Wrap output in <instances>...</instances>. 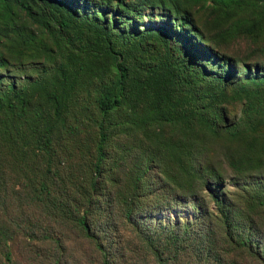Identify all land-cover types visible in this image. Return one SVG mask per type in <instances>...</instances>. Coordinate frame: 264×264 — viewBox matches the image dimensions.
I'll use <instances>...</instances> for the list:
<instances>
[{
  "label": "trees",
  "instance_id": "trees-1",
  "mask_svg": "<svg viewBox=\"0 0 264 264\" xmlns=\"http://www.w3.org/2000/svg\"><path fill=\"white\" fill-rule=\"evenodd\" d=\"M16 1L34 22L46 29L52 26L53 34L71 45L54 74L62 92L98 52L108 55L117 69L108 82L98 83L102 119L95 160L80 189L53 192L50 176H42L41 189L34 184L32 192L43 208L70 220L102 253L103 264H113L114 242L98 231L116 230L118 219L149 237L154 246L149 233H158L176 256L180 245L189 241L191 264H264V73L248 70L247 81L233 84L228 80L230 59L218 55L219 73H207L200 65L182 64L168 39L156 46L148 36L131 52L139 55L135 59L126 55V44L116 42L109 24L83 18L62 0H38L39 9ZM104 1L113 5L115 0ZM260 2L264 8V0ZM7 63L0 58V159L22 136L24 118L35 105L31 92L42 81L17 83ZM62 92H47L55 107H63ZM235 103L241 105V116L232 122L228 107ZM125 105L134 111L144 106L141 116L114 120L115 109ZM157 121L170 125L171 137L158 130ZM50 132L37 141L50 139ZM120 135L130 140L128 146L116 147ZM122 159L136 168L123 185L115 173ZM3 178L0 174V183ZM230 183L238 192L221 195L220 189ZM181 201L193 203L195 221L167 225L165 236L158 228L152 230L148 212ZM98 212L104 221L94 218ZM164 253L162 249L154 258L163 261ZM6 258L14 264L9 251Z\"/></svg>",
  "mask_w": 264,
  "mask_h": 264
},
{
  "label": "rangeland",
  "instance_id": "rangeland-1",
  "mask_svg": "<svg viewBox=\"0 0 264 264\" xmlns=\"http://www.w3.org/2000/svg\"><path fill=\"white\" fill-rule=\"evenodd\" d=\"M21 1L39 9L38 0ZM62 1L83 18L109 24L116 42L126 44V55L135 59L139 55L131 52L139 50L148 36L156 46L168 39L182 64L200 65L207 73H219L218 55L230 59L228 80L233 84L247 81L248 70L264 73V8L260 0H124L122 4L115 0L113 5L104 0ZM159 28H164L165 34L158 33ZM51 29L34 22L16 0H0V58L8 62L17 83L42 80L31 92L35 105L24 118L22 136L12 150L2 151L0 159L4 176L0 183V264H9L7 251L14 264H103L102 253L94 244L82 238L70 220L49 214L32 189L34 184L41 189L42 176H50L47 181L53 192L80 189L88 165L95 160L102 119L98 83L108 82L117 69L108 55L98 52L68 91L62 92L54 78L55 69L72 48ZM53 88L62 92L63 107L52 104L47 92ZM143 107L136 111L127 105L118 107L113 119L132 121L141 116ZM228 110L232 122L240 118V103ZM157 125L162 134L171 137L167 122L157 121ZM48 129L51 138L37 141ZM129 142L120 135L114 144L124 148ZM130 161L122 159L116 166L122 185L136 169ZM65 178H70L66 184ZM225 191L235 193L238 189L230 183L220 194ZM147 217L152 230L158 228L165 236L167 225L195 221L196 213L193 203L181 201L149 211ZM94 218L104 221L106 217L98 212ZM98 233L114 242L113 264H191L189 241L180 245L176 256L158 233H149L154 246L124 219L117 220L116 230L100 229ZM162 249L164 259L158 261L154 257Z\"/></svg>",
  "mask_w": 264,
  "mask_h": 264
}]
</instances>
